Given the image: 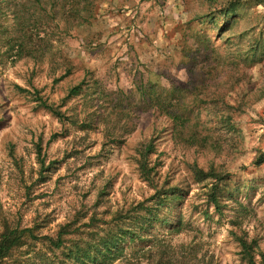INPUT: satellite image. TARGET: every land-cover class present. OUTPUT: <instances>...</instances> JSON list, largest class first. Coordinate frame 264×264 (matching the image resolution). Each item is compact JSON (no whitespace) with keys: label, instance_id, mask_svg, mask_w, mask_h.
Listing matches in <instances>:
<instances>
[{"label":"rangeland","instance_id":"1","mask_svg":"<svg viewBox=\"0 0 264 264\" xmlns=\"http://www.w3.org/2000/svg\"><path fill=\"white\" fill-rule=\"evenodd\" d=\"M25 1L34 3L0 0V234L55 236L70 223L68 245L90 243V264H245L243 238L264 264V0H96L95 18L60 45L69 74L9 58L5 41ZM205 53L220 59L216 81L185 93L187 103L198 99L201 146L147 101L150 83L177 98L166 91L211 76ZM166 197L147 223L143 207ZM117 234L113 251L95 252ZM48 249L32 244L5 264H74L69 251Z\"/></svg>","mask_w":264,"mask_h":264},{"label":"trees","instance_id":"2","mask_svg":"<svg viewBox=\"0 0 264 264\" xmlns=\"http://www.w3.org/2000/svg\"><path fill=\"white\" fill-rule=\"evenodd\" d=\"M95 7L96 0H34L32 6L28 7L27 2H21L20 5H16V15H15V26L12 29L13 36H10L7 41H5L6 46L11 51L10 59L19 60H33L36 63L40 62H50L55 66L54 69H58L60 66H65L66 73H70V67L66 63V56L61 55L62 49L60 45H63L64 36H68L75 29L83 26L84 24L90 23L91 20L95 18ZM234 7L230 10L234 9ZM258 43L251 45V49L247 51L246 56H249L250 52L258 51L256 49L259 46ZM200 51V50H199ZM14 54V55H13ZM237 55V54H236ZM203 63L209 64L211 76L203 75L201 81L191 79L188 83L190 88H179L172 87L167 90L166 93L178 95L177 98L165 99L163 94L165 92H159L158 86L150 83L149 85V105L153 106L156 111H159L163 115H166L174 125V133L179 137H188L193 144H199L204 146L208 142V137L202 135L203 131L199 129L201 124L198 121L193 122L192 108L198 104V99L196 96L193 97L191 101L192 104L187 103L185 98L187 95L185 93H190V95L195 94V90H204L206 87L211 86L212 81H216L215 74L218 73L220 67V59L218 57H211L210 54L202 55ZM59 60H62L60 62ZM249 64H251V58H247ZM230 72L234 73L239 67L238 61H230ZM248 65V64H247ZM53 69V70H54ZM214 76V77H213ZM241 79H238L234 84L239 85ZM200 85H198V84ZM80 90V87L74 88L70 95L76 94ZM201 103L208 101L202 100ZM147 103V104H148ZM45 108H48L53 113L60 116L57 110L52 105L47 102L42 104ZM232 117L225 118L224 121L227 123L232 122ZM199 122V123H198ZM189 135V136H187ZM186 139V138H185ZM154 145L150 144L145 152L142 154L143 160L146 162L149 153L152 151ZM147 165L143 163L141 165V170L145 179L153 184L152 178L147 172ZM200 176L207 179L210 178L209 175L204 172H199ZM215 175H212L213 177ZM216 178V177H213ZM217 180H220L217 178ZM218 186L215 185L211 192V202L214 203L217 210L220 209L219 197L217 194ZM156 189V188H155ZM158 193V192H157ZM154 201V198L151 200ZM168 203V197L166 199L159 198L155 201V204L148 205L143 208L146 210V214L149 215L147 218V223L150 221H158L161 209H163ZM71 224L63 225L58 231L57 235H37L34 228H10L7 227L0 234V264H5L6 261L13 257L14 253L21 250L22 248L31 246L35 243H40L43 246H47L52 253L60 251H69L68 258H72L74 264H90L93 258L90 257V252L86 251L87 247L91 246L90 243H79L76 241H70L71 244L68 245L69 235L73 231H70ZM132 237L134 239L135 231H131ZM120 240V235H113L110 238H103L102 243L97 245L95 252L97 254L110 253L112 248ZM239 245L241 247L242 259L245 264H263L258 261V249L256 248V243L248 241V239L239 238ZM103 245V249L101 246ZM112 245V247H110ZM91 248V247H90ZM49 264H58L53 259H49Z\"/></svg>","mask_w":264,"mask_h":264}]
</instances>
